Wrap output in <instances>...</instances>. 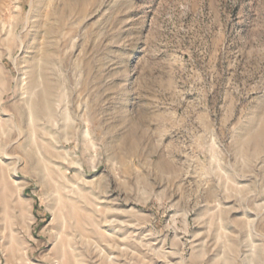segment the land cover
Segmentation results:
<instances>
[{
    "label": "rangeland",
    "instance_id": "374dc122",
    "mask_svg": "<svg viewBox=\"0 0 264 264\" xmlns=\"http://www.w3.org/2000/svg\"><path fill=\"white\" fill-rule=\"evenodd\" d=\"M0 264H264V0H0Z\"/></svg>",
    "mask_w": 264,
    "mask_h": 264
},
{
    "label": "bare ground",
    "instance_id": "6f19581e",
    "mask_svg": "<svg viewBox=\"0 0 264 264\" xmlns=\"http://www.w3.org/2000/svg\"><path fill=\"white\" fill-rule=\"evenodd\" d=\"M141 61V60H140ZM49 95V94H48Z\"/></svg>",
    "mask_w": 264,
    "mask_h": 264
}]
</instances>
